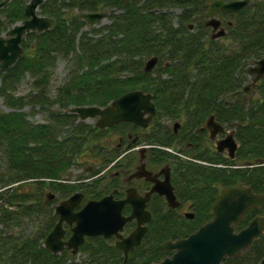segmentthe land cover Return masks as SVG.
Here are the masks:
<instances>
[{
  "label": "trees",
  "instance_id": "1",
  "mask_svg": "<svg viewBox=\"0 0 264 264\" xmlns=\"http://www.w3.org/2000/svg\"><path fill=\"white\" fill-rule=\"evenodd\" d=\"M1 1V0H0ZM213 0H45L39 7L43 16L54 19V25L40 33H29L23 39L24 50L17 62L0 70V96L7 106L18 111L0 112V264H150L166 256L163 241L184 236L211 218V205L218 198V186L244 183L255 193H264V77L247 91V66L264 58V3L252 9V3L230 14L231 26L223 40H214L204 26L207 7ZM27 0H11L0 7V34L22 21ZM179 7L177 26L170 7ZM110 9V23L95 28L79 17L80 12ZM226 14V12L224 13ZM195 23V30L188 28ZM226 40V42H224ZM157 56L158 65L144 71V58ZM59 59L68 61V74L53 93L47 84ZM156 75H154V73ZM29 75L30 93L17 99L13 91ZM135 89L150 92L156 113L150 132L140 140L173 144L172 128L161 120L181 119L180 143L200 141L199 127L209 115L231 128L238 144L234 159L217 152L212 143L199 149V159L210 165L194 169L189 191L196 213L193 220L181 222L173 213H155L141 245L129 254L126 263L113 238L87 237L77 255L64 249L51 253L43 241L54 225L56 216L48 205L44 191L52 190L60 198L81 190L87 198L98 199L112 189H121L119 177L104 173L119 155L103 152L98 144L112 129L121 132L137 127L120 123L100 130L79 120L69 108L82 105L105 106ZM255 92L252 100L244 95ZM46 109L47 120L32 123L25 105ZM56 105L58 108L53 109ZM68 108V109H67ZM198 128V132H193ZM95 159L88 177L91 183L62 182L79 159ZM91 160V161H92ZM135 158L119 159L106 171ZM98 161V162H97ZM89 163V161H87ZM220 164L222 166H213ZM88 168V167H87ZM83 178V177H82ZM118 195L120 194L117 192ZM264 209L248 211L236 229ZM127 212V209L124 210ZM43 216L45 230L39 235L9 234L12 226L24 216ZM69 229L67 227V234ZM252 261L246 253L226 258L223 264H259L264 260V238L252 244Z\"/></svg>",
  "mask_w": 264,
  "mask_h": 264
},
{
  "label": "water",
  "instance_id": "2",
  "mask_svg": "<svg viewBox=\"0 0 264 264\" xmlns=\"http://www.w3.org/2000/svg\"><path fill=\"white\" fill-rule=\"evenodd\" d=\"M11 0H2L3 7ZM45 0H28L23 8L24 19L15 23L6 32L0 34V69L14 64L22 55L21 42L23 37L30 32L40 33L54 25V19L38 14L39 7ZM250 0H213L208 6L207 25L217 30L220 21L214 16L219 11L237 12L246 6ZM79 17L89 25H95L107 17L106 12H81ZM191 25H189V28ZM223 35L219 30L214 37ZM158 58H149L144 65L145 71H151L157 64ZM248 73L255 74L254 82L264 77V59L257 61L248 67ZM247 90V87L244 88ZM152 95L140 90H133L114 99L110 105L100 107L76 106L70 112L76 113L81 120L97 118L95 126L104 129L122 122H130L141 128H146L155 114V105L151 101ZM210 138L223 130V127L210 115L205 123ZM216 148L219 151L228 149L232 158L236 149V143L232 135L217 141ZM146 177L154 181L152 173L147 171L143 164L130 175L129 178ZM165 195L171 206H175V196L168 177L161 184H154L144 197L137 194L134 187L126 189L124 199H114L113 193H109L100 199H90L79 209L83 193L76 192L62 200L55 206V214L58 220L47 234L44 245L52 253H59L64 248L70 249L72 254L78 253L80 245L85 237L103 236L108 238L112 235L117 237L116 246L123 251L125 260L129 250L140 244L146 232V223L150 220V213L145 210V202L152 192ZM52 196H50L51 198ZM125 204H130L131 212L128 216L122 214ZM264 205V194L254 193L250 187L239 184L222 188L219 197L211 207L212 219L201 225L194 233L184 239L175 242L167 241L163 248L174 249L171 257H166L158 263L152 264H222L226 257H235L241 251L249 247L257 240L264 230V217L256 216L249 224L239 232H234L243 214L253 208H261ZM135 219L136 228L128 235L120 233L125 223ZM71 228V235L65 237L63 224Z\"/></svg>",
  "mask_w": 264,
  "mask_h": 264
},
{
  "label": "flooded vegetation",
  "instance_id": "3",
  "mask_svg": "<svg viewBox=\"0 0 264 264\" xmlns=\"http://www.w3.org/2000/svg\"><path fill=\"white\" fill-rule=\"evenodd\" d=\"M249 3H252V9H255L256 7L260 8V5L264 3V0H250ZM226 12V14H224ZM229 11H220L216 13L215 17L220 21L219 30H223V35L218 38H213V34L215 33L213 28L211 26H207L206 21L207 17L205 16L204 26L210 33V37L214 40L220 39L223 40L224 37L228 33V27L231 26L230 21V14ZM233 14V13H232ZM196 24L192 23L191 30H195ZM264 58L256 59L255 61H259ZM254 61V62H255ZM254 79V75H252V81ZM258 82V81H257ZM257 82H252V85H255ZM206 120V119H205ZM153 121V119H152ZM218 122V121H217ZM219 123V122H218ZM182 122L175 121L172 125V130L175 136H178L179 138L182 136L181 128H182ZM223 130L219 132L215 138L211 139L209 135V131L205 127V122L199 127V129L202 131L201 136L197 135L198 138L200 137V141H198L197 137H195V141L190 142H184L183 144L180 143L179 138H176L172 145L170 146H163L159 142H148L140 140L139 136H135L134 138H131V134L127 132L126 139L121 138L119 139L118 144L115 148H112L108 151H112L114 153H119L118 157L119 159H127L128 156L126 154L134 152L137 154L136 162L133 160L131 166L125 167V164H122L121 167L114 169V175L119 177L122 181L121 189L115 188L112 189L109 193H113L114 199H124L126 197V189L129 187H134L136 189V192L138 195L144 197L146 193L150 191L152 186L154 184H161L165 179L166 176L168 177V181L172 187L173 194L175 196V202L177 203L175 206H171L166 199L165 195L159 194L158 192H152L149 196V199L145 202V210L151 213V217L155 213H161V212H167V213H173L181 222L186 223L185 221L193 220L196 216V213L192 207L193 200L191 198H188L189 191H192L193 188H197L198 185L192 184L193 182V172L194 169H198L199 165L203 164L205 161L199 159L196 155H198L199 149H208V143H212L215 141L213 147L217 143V141L225 138L227 135H232L234 141L236 142L234 138L233 131L228 132L223 138H218V135L223 133L225 130L224 125H222ZM151 126L149 125L147 128H144L142 130H149L150 132ZM227 128V127H226ZM231 129V128H228ZM193 132H198V128H195ZM237 143V142H236ZM166 148H170L172 152L166 151ZM121 151V152H120ZM226 151V153H224ZM229 158V152L228 149L225 148L222 151H217ZM236 150L234 151L233 157L231 159H234ZM141 164L144 165L145 169L152 173V177L154 178V181L147 179L146 177H140V178H129L130 175L137 169L138 166ZM210 165V163H208ZM213 166H219V164H212ZM192 173V175H191ZM225 186H218L219 193ZM119 192L120 194L118 195ZM107 193V194H109ZM105 194V195H107ZM219 195V194H218ZM218 199V198H217ZM216 199V200H217ZM215 200V201H216ZM213 202V204L215 203ZM212 204V205H213ZM211 205V206H212ZM127 209V212H124V210ZM264 208H262L263 210ZM131 212V206L130 204H125L122 208V214L124 216H128ZM264 212V211H263ZM264 214V213H263ZM252 219V217L248 220V222ZM185 220V221H184ZM151 222V221H150ZM149 222V223H150ZM248 222L243 225L240 229L244 228ZM148 223V224H149ZM147 224V227H148ZM136 226V221L132 220L130 222H127L124 226L122 231V235L128 236L132 230ZM239 230V229H238ZM195 231V230H194ZM193 231V232H194ZM192 233V232H191ZM189 233V234H191ZM187 235L184 236H174L170 237L167 240H170L172 242H175L177 240H180L182 238H185ZM109 238H113L114 242L116 240V237L114 235L110 236ZM164 242V241H163ZM163 244V243H162ZM161 244V246H162ZM141 245V244H140ZM139 246V245H138ZM136 246V247H138ZM133 247L129 250L128 256L130 253L133 252V250L136 248ZM243 251L241 255H244L246 253L247 258L252 261L251 249ZM174 249H170L165 251L167 254L165 257L172 256L174 253ZM251 251V252H250ZM264 260L261 262L263 263Z\"/></svg>",
  "mask_w": 264,
  "mask_h": 264
},
{
  "label": "rangeland",
  "instance_id": "4",
  "mask_svg": "<svg viewBox=\"0 0 264 264\" xmlns=\"http://www.w3.org/2000/svg\"><path fill=\"white\" fill-rule=\"evenodd\" d=\"M104 11H107L108 16H109L110 9H105ZM164 12L170 14V16L172 17L173 25L177 26V17L179 15V13L181 12V9L179 7L173 6V7L167 8V11L164 10ZM38 13L40 14L39 10H38ZM108 16H107V19H105L104 21L98 22L94 27L98 28L102 25L109 24L110 20H109ZM224 42H226V40H224ZM148 58L149 57L144 58V62ZM68 65H69L68 61L65 59H59L56 62L54 69H53V72H52V76H51V78L47 84V88H48V90H50L48 92V95L50 98H52L54 96L53 93L55 91H57L59 85L64 80H66L68 70H69ZM156 73L157 72H155L154 75H156ZM250 79H251V77L248 76V81ZM31 80H30L29 75H27L18 84L17 88L13 91V96L16 97L17 99H19L20 97H24L27 94H29L30 90H32ZM250 94H252V98L256 96V93L251 91V93L244 95V100H246V101L252 100ZM52 108L57 109L58 107L56 105H54ZM12 110L18 111L19 109L17 108V106H14V107L7 106L5 99L2 96H0V112H9ZM22 110L26 111L27 119L32 123H43L47 120L46 109L44 110L43 108H40L38 105H35V106H31L30 104L25 105L22 108ZM161 120H163L164 123H166L170 127H172V125L175 121H180L181 119L163 117ZM85 122L87 123V121H85ZM93 122H94V120H89L88 124L93 123ZM148 131L149 130L146 131V130H141V129H133V130L129 131V133L131 134L130 139H132L135 136H139V137L143 138V136L146 133H148ZM231 131H233V130L225 127V130L223 131V133L218 135L217 139L223 138L228 132H231ZM126 134H127V131L121 132L120 129H112V130L106 131L105 134H103V136L101 137V140L98 141V144H100L103 147L102 148L103 152H105L106 150H110L112 148H115L119 142V139H121V138L126 139ZM214 143H215V141H213V145H214ZM224 153H226V151H224ZM126 155L128 157H131V158L134 157L135 162H136L137 154L135 152H134V154H132V152H130ZM91 160L92 159H88V158H84V159L80 158L78 160V162L76 164H74L73 167L70 169L69 174H68L69 176L64 177L62 180H66L65 178H67V180H69L68 182L71 184H83V183L89 184V183H91L92 180L96 179L95 177H93V179L92 178H82V177H88L90 175L91 164L93 161L96 162L95 159H93L92 161ZM122 160H125V159L122 158L121 161ZM87 161H89V163H87ZM113 173H114L113 168L108 170V171H105L104 172L105 180H108ZM49 192L54 193L52 190L46 188L44 191V194H47ZM62 199L63 198H60L58 195H56V198L53 200L54 202L51 205H48V208H47L48 213L50 212V210H52V213L54 214V206L59 201H61ZM56 219H57V217H56ZM56 219H55V221H56ZM43 220H45V218L43 216H35L34 215V216H32V218H29V216H24V217L20 218V222L18 225L12 226V228L9 231V234H12L15 236L39 235L42 230H45L46 223L42 222ZM0 230L4 231V228L2 226H0ZM83 259H84V256L79 255L77 257V259H75V261L79 262V261H82Z\"/></svg>",
  "mask_w": 264,
  "mask_h": 264
},
{
  "label": "bare ground",
  "instance_id": "5",
  "mask_svg": "<svg viewBox=\"0 0 264 264\" xmlns=\"http://www.w3.org/2000/svg\"><path fill=\"white\" fill-rule=\"evenodd\" d=\"M27 1H28V0H27ZM104 10H105V9H104ZM104 10L99 11V12H106V13H107V16H108V12H107V11H104ZM30 33H35V32H30ZM28 34H29V33H28ZM28 34H27V35H28ZM25 37H26V35L24 36V38H25ZM24 38H23V39H24ZM22 55H23V53H22ZM22 55H21V56H22ZM21 56H20L19 58H21ZM19 58H18V59H19ZM18 59H17V60H18ZM16 62H17V61H16ZM16 62H15V63H16ZM15 63H14V64H15ZM14 64H12V65H14ZM12 65H10V66H12ZM10 66H8V67H10ZM8 67H6V68H8ZM6 68H3V69H6ZM0 70H1V69H0ZM82 106H85V105H82ZM76 115H77V114H76ZM77 116H78V115H77ZM215 150L218 151L217 148H215ZM43 245H44V243H43ZM44 247H45V245H44Z\"/></svg>",
  "mask_w": 264,
  "mask_h": 264
}]
</instances>
